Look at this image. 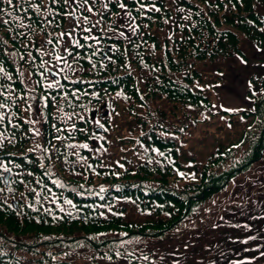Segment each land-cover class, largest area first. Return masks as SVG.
I'll list each match as a JSON object with an SVG mask.
<instances>
[{"label":"trees","instance_id":"1","mask_svg":"<svg viewBox=\"0 0 264 264\" xmlns=\"http://www.w3.org/2000/svg\"><path fill=\"white\" fill-rule=\"evenodd\" d=\"M263 3L0 0V264H154L131 241L260 165L264 94L236 113L211 95L215 61L260 40Z\"/></svg>","mask_w":264,"mask_h":264},{"label":"rangeland","instance_id":"2","mask_svg":"<svg viewBox=\"0 0 264 264\" xmlns=\"http://www.w3.org/2000/svg\"><path fill=\"white\" fill-rule=\"evenodd\" d=\"M252 44L244 42L239 54L218 62L225 68L226 84L219 91L220 105L216 106L217 109L236 111L242 108L241 104L248 103L244 78L247 79V86L251 78L259 79V85L264 82V38ZM214 67L216 69L217 64ZM255 89L264 91V87ZM31 119L37 122L36 112ZM247 149V144H244L234 153V158L247 153ZM235 179L214 194L212 199L197 207L196 215L193 213L187 218L182 228L169 234L174 235L164 243L161 259L165 264L180 261L184 264H264V257L258 255L264 245V238H260L258 233L264 219V161L246 176ZM255 228L258 230L253 231ZM193 236L197 240L190 239ZM159 243L157 239H145L140 245L143 250L151 252ZM186 245L189 246L187 249ZM160 251L155 254L159 256Z\"/></svg>","mask_w":264,"mask_h":264},{"label":"snow or ice","instance_id":"3","mask_svg":"<svg viewBox=\"0 0 264 264\" xmlns=\"http://www.w3.org/2000/svg\"><path fill=\"white\" fill-rule=\"evenodd\" d=\"M7 2H8L9 4H11V3H12V0H7ZM66 2H67V0H66ZM85 2H87V0H85ZM122 7H123V5H122ZM88 11L91 12L92 9L89 8ZM0 107H3V105H0ZM84 147H87V145H84ZM101 191H103V189H101ZM67 203H71V201H67ZM250 239H255V237H250ZM244 243H247V241H244ZM145 258H146V257H145Z\"/></svg>","mask_w":264,"mask_h":264}]
</instances>
